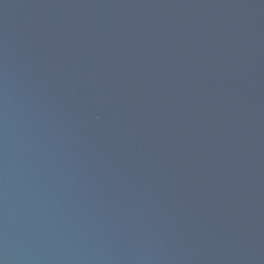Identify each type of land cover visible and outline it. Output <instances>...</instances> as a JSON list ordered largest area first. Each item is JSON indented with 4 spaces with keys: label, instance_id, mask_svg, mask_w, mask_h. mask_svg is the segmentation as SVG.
Returning a JSON list of instances; mask_svg holds the SVG:
<instances>
[{
    "label": "water",
    "instance_id": "95a60500",
    "mask_svg": "<svg viewBox=\"0 0 264 264\" xmlns=\"http://www.w3.org/2000/svg\"><path fill=\"white\" fill-rule=\"evenodd\" d=\"M0 264H264V0H0Z\"/></svg>",
    "mask_w": 264,
    "mask_h": 264
}]
</instances>
